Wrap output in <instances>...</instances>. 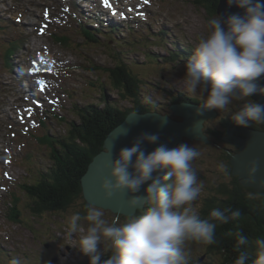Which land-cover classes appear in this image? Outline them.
Returning <instances> with one entry per match:
<instances>
[{
    "label": "rangeland",
    "instance_id": "rangeland-1",
    "mask_svg": "<svg viewBox=\"0 0 264 264\" xmlns=\"http://www.w3.org/2000/svg\"><path fill=\"white\" fill-rule=\"evenodd\" d=\"M89 1L90 7L92 9L95 7L94 9L98 10L97 12L101 13L102 17L113 18L114 15L120 17L124 15L127 21L131 22L130 24L140 25L136 29L143 32L148 25L153 32L158 28H163L169 34V39L173 42L183 41L185 46L192 44L195 47L199 38L208 35L209 32L208 21L211 17L206 9L198 4V0H121L120 4L109 0L110 6H105L104 0H99L100 4L98 0ZM135 1L139 2V5H132L131 2ZM119 5L122 9L117 7ZM67 7L66 3L58 0H0L1 17L24 26V30L20 25L13 27L10 24L1 23L0 26V235H2L0 264H9L10 257L20 258L24 264H83L91 260L75 246L78 236L74 234L69 239L66 235L69 217L74 212H80L83 204L66 211H59V213L57 211L46 212L43 216L34 215L27 206L30 198L23 190L22 184L37 182L38 174L33 172L40 171L39 161H41L42 169L52 165V161L45 153L48 147L37 139L41 136L43 128L39 126L35 115L29 114L32 112L30 104L22 102L18 108H13L16 100L21 101V98L15 93V86L18 85L15 83L13 74L8 71V58L5 55L7 43L20 37L26 38L24 46H20L11 59L18 61V68L28 80L26 84L33 82L35 85V96H33L40 101L42 107L49 109L46 112L40 110L37 114L46 118L49 125L47 131L53 137L65 135L70 127V124L64 123L60 116L67 117L71 121H79L77 105L85 106L93 101L103 100L104 95L109 98L108 100L120 106L132 105L128 96L125 99L118 90L113 88L110 84L109 73L105 69L117 63L114 54L116 52H125L123 58L128 62L137 61L134 69L145 79L143 89L147 99L158 101L164 106L170 99L166 90L184 91L182 78L186 72V62H179L183 66L176 68V63L166 58L168 52L155 43L147 47L155 56L145 52L148 58L145 60L143 57L145 45L141 47L138 36L135 37L137 50L132 54H130L133 48V45H130L132 35L116 37L117 42L129 43L124 48L117 47L112 41L107 45L106 39L97 43H88L76 22H71L70 11ZM50 20L56 26L52 29L58 28L57 25H59L60 33L66 32L71 36L72 42H78L79 45L65 47L57 43L53 36H49L47 30H44ZM151 21H154V26L150 25ZM22 31H25V34H22ZM148 43L151 42L148 41ZM179 49L182 48L179 47ZM156 57L159 59L157 60ZM38 81H43V85ZM157 84L161 87L157 88ZM196 96L201 100L204 99L199 94ZM242 103V101H233L229 105V111L233 112L240 108ZM100 104L103 102L100 101ZM33 105L38 107L39 102ZM218 111L224 116L230 114L229 111ZM27 122L34 125V128L29 130L30 135L28 136L21 134ZM11 123L14 126H11ZM18 123L22 124L21 131L14 128ZM220 123L221 119L216 117L210 120V127L219 130ZM212 135L213 133L208 136L213 137ZM215 142L219 141L214 139L208 144L199 140L188 145L200 152V156L193 161L198 174H206L208 173L206 170L210 168L207 175L209 182L220 180L217 163L221 157V148L214 145ZM219 144L222 145L221 142ZM30 152H33L31 158L25 160L24 158ZM38 155H40L39 161ZM23 161H26V164ZM198 178L199 181L205 180L199 176ZM13 190H16L23 198V206H20L21 216L24 218L22 223L15 222L8 216ZM103 210L105 218L109 221L117 219L111 211ZM117 220L123 223L121 219ZM205 245L206 243L201 241L188 240L185 243V250L188 255L196 258L203 254ZM98 251L101 255L106 253L103 244L98 246ZM220 260L221 258L215 257L213 264H222ZM207 262L210 264L209 259Z\"/></svg>",
    "mask_w": 264,
    "mask_h": 264
},
{
    "label": "clouds",
    "instance_id": "clouds-1",
    "mask_svg": "<svg viewBox=\"0 0 264 264\" xmlns=\"http://www.w3.org/2000/svg\"><path fill=\"white\" fill-rule=\"evenodd\" d=\"M227 2L244 9V14H232L226 20L216 14L209 19L208 35L199 38L186 62L182 81L188 95L204 98L203 108L229 111L233 101H242L237 111L229 113L237 126L249 127L252 122H264V104L251 98L257 93L264 95V86L258 83L264 75V2ZM222 25H226V30ZM197 114L202 115L203 110L197 109ZM127 132L128 129L121 135ZM158 139L157 134L144 133L130 148L121 149L112 162L110 178L100 185L106 199L117 192H127L131 194L129 208L142 209L147 205L142 214L132 215L124 223L109 221L101 207L88 204L84 214L77 211L69 217L66 235L69 239L74 234L78 236L75 246L91 258L90 264H100L101 244L105 252L112 253L103 264H189L186 241L213 244L217 223L227 224L241 217L238 209L213 208L209 218L202 219L193 206L203 188L193 166L200 152L187 144L175 148L161 144L146 154L142 143L154 144ZM107 152L111 155V149ZM218 167L227 174L223 163ZM158 172L164 174L153 175ZM256 172L253 162L248 171L249 183L255 182ZM149 181L146 195H138L141 186ZM247 195L249 199L256 198L251 192ZM229 235L234 236L235 250L240 253L234 264H248L241 249L248 245L249 238L240 229ZM254 243L253 264H264V238H257ZM9 264L24 262L12 258Z\"/></svg>",
    "mask_w": 264,
    "mask_h": 264
},
{
    "label": "trees",
    "instance_id": "trees-1",
    "mask_svg": "<svg viewBox=\"0 0 264 264\" xmlns=\"http://www.w3.org/2000/svg\"><path fill=\"white\" fill-rule=\"evenodd\" d=\"M198 4L206 9L210 17L219 15L220 0H198ZM67 38H64L65 43H67ZM188 53L186 51L180 56L186 57ZM111 70L114 85L131 96L134 105L123 110L116 107L115 104H108L106 107L92 104L84 109L79 122L72 123L65 137L43 139V142L51 145L50 155L54 165L41 174L37 183L26 182L22 185L23 190L30 198L27 206L36 215L43 216L46 212L66 211L79 204H83L80 212L84 214L88 203L83 195L81 178L87 172L95 156L103 151L109 133L123 122L131 110L166 109L167 105L163 106L158 102L147 100L142 89L143 79L136 76L129 66L119 62V65ZM179 96L181 99H191L188 95ZM201 102L203 103V101ZM223 117L219 130L211 127L207 129L208 131L206 130L209 136L214 133L216 137L223 139L229 128L236 126L231 120V114ZM250 126L264 130V122L251 123ZM225 151L227 152L224 157L225 164L227 163L225 165L227 173L233 176L232 165L229 161L231 155L227 149ZM217 168L219 169L218 166ZM208 170L209 168L206 171L208 172ZM219 171L225 174L220 169ZM207 174L200 173V178H205V180H200L204 183L200 193L203 197H198L199 201L193 202V206L201 218H209L213 208H231L241 212L239 220L230 221L227 224L217 223L216 242L211 245V248L224 253L227 262H234L240 253L235 250V238L229 233L240 229L249 238L248 245L241 251L245 252L247 257H252L256 252L255 240L264 238V190L259 192L253 187L245 186L238 177H232L230 181L225 180L226 182L211 183L207 181ZM249 192L253 193L256 198L249 199L247 195ZM22 200L23 198L14 191V206L11 208L10 214L12 213L19 219L22 214L20 210V206H23ZM145 210L141 209L136 215L142 214ZM128 218L124 216L123 221L125 222Z\"/></svg>",
    "mask_w": 264,
    "mask_h": 264
},
{
    "label": "water",
    "instance_id": "water-1",
    "mask_svg": "<svg viewBox=\"0 0 264 264\" xmlns=\"http://www.w3.org/2000/svg\"><path fill=\"white\" fill-rule=\"evenodd\" d=\"M264 2V0H262ZM218 13L222 19L226 20L232 14H244V9L235 4L229 6L227 0H220ZM225 27L226 25H222ZM258 83L264 86V75L258 78ZM253 100L264 104V95L253 94ZM197 109H202L203 114L198 115ZM173 115L162 114L159 112L140 113L133 111L122 124L114 128L107 136L104 149L90 163L87 172L81 178L84 198L89 204L109 209L117 214L132 216L138 209L128 207L129 195L127 192H117L112 198L106 199L101 190V183L104 179L110 178L112 162L119 157V152L123 148H130L134 141L144 133L157 134L159 139L156 143H142V149L146 154L152 152L161 144L168 148H175L184 142L186 138L190 140H202L211 143V138L205 133V125L208 120L216 117V109H206L202 105L194 102H183L172 106ZM181 117L182 119H177ZM204 122V124H203ZM256 123V122H252ZM126 129V135H121ZM243 134V136L237 135ZM224 139L234 143L239 151L231 158L232 171L237 175L241 183L245 186L253 187L257 191L264 190V130L254 127H232ZM111 149V155L108 154ZM135 156L133 157V162ZM255 162L257 172L255 182H248V171ZM129 171H134L129 169ZM163 175V172L154 173ZM151 181L141 186L138 195H146L145 189ZM146 206V205H145Z\"/></svg>",
    "mask_w": 264,
    "mask_h": 264
},
{
    "label": "flooded vegetation",
    "instance_id": "flooded-vegetation-1",
    "mask_svg": "<svg viewBox=\"0 0 264 264\" xmlns=\"http://www.w3.org/2000/svg\"><path fill=\"white\" fill-rule=\"evenodd\" d=\"M239 135V134H238ZM213 137H211V139L212 138H214V139H216V140H218L219 142H221V144L222 145H220L219 144V142L217 143V142H215L214 143V145H216V146H219L220 148H221V152H220V158H219V161H218V163H217V166L219 165V164H221V163H223L224 165H227V163L225 164V162H226V160L224 159V157H225V155L227 154V152L225 151V149H227L228 150V152H230V155H231V157H230V160H231V158L234 156V154L239 150L238 149V147L235 145V144H233V143H230V142H227V141H225L224 139H222V138H218V137H216V136H214V133H213V135H212ZM214 139H212V140H214ZM229 160V161H230ZM230 164H231V162H230ZM210 169V168H209ZM208 172H209V170H208ZM220 174H219V181H217V182H211V183H220V182H226L225 180H229L230 181V179H232V177H238L237 175H234L233 173H232V175L233 176H231V174H222L221 172H219ZM207 174V173H206ZM208 175V174H207ZM207 177V176H206ZM239 178V177H238ZM208 181V180H207Z\"/></svg>",
    "mask_w": 264,
    "mask_h": 264
},
{
    "label": "bare ground",
    "instance_id": "bare-ground-1",
    "mask_svg": "<svg viewBox=\"0 0 264 264\" xmlns=\"http://www.w3.org/2000/svg\"><path fill=\"white\" fill-rule=\"evenodd\" d=\"M99 1V0H98ZM100 2L101 1H99V4H100ZM139 4V3H138ZM90 12V11H89ZM91 13V12H90ZM168 25V24H167ZM187 55H190L189 53L187 54ZM16 83V82H15ZM31 85V87L33 88V91H35V89H34V87H33V85L32 84H30ZM31 87L30 88H28V90L30 91L31 90ZM145 112H150L149 110H147V111H145ZM217 112H219L218 110H217Z\"/></svg>",
    "mask_w": 264,
    "mask_h": 264
},
{
    "label": "snow or ice",
    "instance_id": "snow-or-ice-1",
    "mask_svg": "<svg viewBox=\"0 0 264 264\" xmlns=\"http://www.w3.org/2000/svg\"><path fill=\"white\" fill-rule=\"evenodd\" d=\"M105 6H110L109 5V0H104ZM39 84L43 85V81H38Z\"/></svg>",
    "mask_w": 264,
    "mask_h": 264
}]
</instances>
